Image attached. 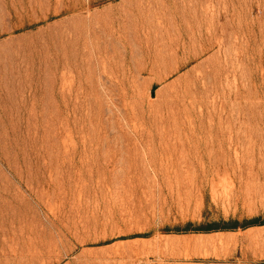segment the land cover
Returning a JSON list of instances; mask_svg holds the SVG:
<instances>
[{
    "label": "rangeland",
    "instance_id": "1",
    "mask_svg": "<svg viewBox=\"0 0 264 264\" xmlns=\"http://www.w3.org/2000/svg\"><path fill=\"white\" fill-rule=\"evenodd\" d=\"M254 219L264 0H0V264H247L174 230Z\"/></svg>",
    "mask_w": 264,
    "mask_h": 264
},
{
    "label": "trees",
    "instance_id": "2",
    "mask_svg": "<svg viewBox=\"0 0 264 264\" xmlns=\"http://www.w3.org/2000/svg\"><path fill=\"white\" fill-rule=\"evenodd\" d=\"M262 225H264V220L261 221L259 219L246 221L243 224H240L238 221L219 222V223H212V224H206L200 226H194L193 224L189 223L186 226H184V228L182 229L177 228L176 230H174V232L176 234H189V233L210 234V233H218V232H234L237 231L238 229H247L250 227L262 226Z\"/></svg>",
    "mask_w": 264,
    "mask_h": 264
},
{
    "label": "crops",
    "instance_id": "3",
    "mask_svg": "<svg viewBox=\"0 0 264 264\" xmlns=\"http://www.w3.org/2000/svg\"><path fill=\"white\" fill-rule=\"evenodd\" d=\"M239 230H243L244 233H246V232H258V231L262 232V231H264V225L250 227V228H247V229H239ZM234 232H237V231H234ZM220 233H222V232H220ZM257 245H259V244H257ZM257 260H259V263H258ZM262 260H264V252H261V251L258 250L256 252L255 256H254V261H252V263H247V264H264V263H260Z\"/></svg>",
    "mask_w": 264,
    "mask_h": 264
}]
</instances>
